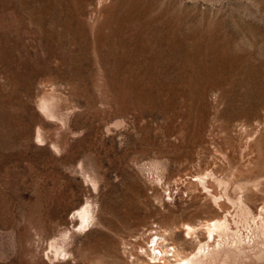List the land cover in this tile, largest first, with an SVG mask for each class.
Listing matches in <instances>:
<instances>
[{
	"label": "rangeland",
	"instance_id": "obj_1",
	"mask_svg": "<svg viewBox=\"0 0 264 264\" xmlns=\"http://www.w3.org/2000/svg\"><path fill=\"white\" fill-rule=\"evenodd\" d=\"M204 178L223 239L250 240L264 0H0V264H167L139 252L150 233L184 255L226 212Z\"/></svg>",
	"mask_w": 264,
	"mask_h": 264
},
{
	"label": "bare ground",
	"instance_id": "obj_2",
	"mask_svg": "<svg viewBox=\"0 0 264 264\" xmlns=\"http://www.w3.org/2000/svg\"><path fill=\"white\" fill-rule=\"evenodd\" d=\"M251 147H252V145H251ZM244 157H245V155H244ZM249 162H250V160H249ZM251 163H253V162H251ZM197 177H199V176H197ZM192 182H194V180ZM201 182L203 184L202 187L205 188V191H203V192H206V194L205 193L204 194L209 197V199H207V200L209 202H211V204H213V212L220 215L221 211L218 208L225 209L228 206V203H226L222 194L217 193V189H216L215 185L213 184L212 179L204 178V179H202ZM200 186L201 185H199L198 187H200ZM202 187H201V189H202ZM219 189H221V188H219ZM197 191H198V189H197ZM226 194H227L228 199H230L231 202L235 203L239 207L243 206L244 197L239 196L236 199H232L228 193H226ZM199 195H200V192H199ZM201 195H203V193H201ZM203 199H206V198L204 197ZM245 200H246V198H245ZM250 204H251V202H250ZM216 205L218 208L216 207ZM255 207H256V205H255ZM263 207H264V205L262 204L259 207V210L257 211V213H254L252 211V209L248 206H246L245 209H243L242 211L238 212L239 217L244 219L246 222L249 223L250 228H247V229H250V234H251L250 240L245 241L239 235H237V236L233 235L234 237H232L230 240H229V238H224L225 240L223 239V237H228V234L232 231L231 229L233 227V226L231 227L230 218L228 216V214H231V211L228 209L227 210L225 209L226 212L222 215V217H212V218L210 217V218H208L207 216H205L204 221H202L201 224L205 226V232H207L206 239L204 241H199V244L197 245V247L195 249H192L190 252H188L184 255H181L176 251L177 250L176 248L174 249V246L172 248L167 247L165 245L166 240H164L165 239L164 233H159V232L158 233L154 232L152 235L150 233V237L147 238L148 239L147 243H149L150 241L151 242L146 246L141 245L139 248H141L142 250L139 252L147 254L149 256L148 261L150 259V263H156L158 261L159 262L162 261V262L169 264L168 261L170 260L169 258L171 255L175 256L174 261H176L175 262L176 264H226L227 258H229V257H233V258L237 259V264H246V260H249V259L252 261H254V259L261 260L262 263H264V208ZM205 208H206V206H205ZM211 212H212V208H211ZM90 213L91 212L89 211V209L86 206H82V207H80L74 211L73 216H74V218L75 217L82 218L81 220L83 222L85 220L87 221V219L91 215ZM211 216H212V214H211ZM206 217H207V219H206ZM81 226H82V224H81ZM185 226H186L185 231L188 234H189V232L194 231V228H196L195 227L196 225L191 224L190 222H186ZM197 227H198V225H197ZM239 227H241V226H239ZM202 228H203V226H202ZM197 229H195V231ZM200 231H202V230H200ZM74 234H75V232H74ZM146 234H148V233H146ZM202 234H203V232H202ZM231 234H233V233L231 232ZM216 235H218V238H215ZM203 236H204V234H203ZM139 245H140V242H139ZM131 249H133V248H131ZM171 251H172V253H171Z\"/></svg>",
	"mask_w": 264,
	"mask_h": 264
}]
</instances>
